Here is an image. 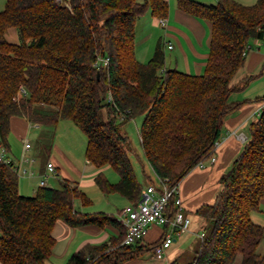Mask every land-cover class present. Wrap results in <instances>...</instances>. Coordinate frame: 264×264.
<instances>
[{
	"label": "trees",
	"instance_id": "1",
	"mask_svg": "<svg viewBox=\"0 0 264 264\" xmlns=\"http://www.w3.org/2000/svg\"><path fill=\"white\" fill-rule=\"evenodd\" d=\"M179 8L212 25L209 57L201 76L166 69L160 44L148 63L137 59V21L148 12L167 20V0H69V7L57 0H5L0 10L2 145L10 149L13 117H24L48 130L43 146L48 150L60 121H72L87 139V160L99 169L95 177L99 189L136 205L144 186L131 163L130 142L122 128L142 118L140 140L153 173L159 180L179 184L210 158L221 139L224 117L235 108L230 102L238 90L233 80L251 43L264 40V0L254 5L237 0L210 5L179 0ZM11 28L18 30V45L6 40ZM100 58L109 59L107 67L96 66ZM259 101L264 102V97ZM107 166L119 175L118 183H111L102 172ZM220 183L222 191L215 203L198 211L212 228L192 264H233L238 255L243 256L241 264H264L260 250L264 227L252 220L264 200V108ZM18 186L15 164L0 161L2 264H49L56 244L53 230L59 221L72 228L121 230L114 252H108V244L87 246L67 264H124L138 259L141 247L122 245L126 231L117 217L76 209L77 199L84 204L89 200L72 182L40 187L32 197L21 195Z\"/></svg>",
	"mask_w": 264,
	"mask_h": 264
},
{
	"label": "crops",
	"instance_id": "2",
	"mask_svg": "<svg viewBox=\"0 0 264 264\" xmlns=\"http://www.w3.org/2000/svg\"><path fill=\"white\" fill-rule=\"evenodd\" d=\"M192 1L207 5L216 4L214 0ZM216 1L218 2V0ZM237 1L246 5L244 0ZM167 2L169 4V17L166 20V25H162L160 19L153 17L151 12L137 21V59L142 63L140 58L146 56V60L149 62L160 44L165 50L166 69H176L190 75L201 76L205 71L209 57L212 25L208 21L193 17L181 10L179 0H167ZM5 37L10 44L18 45L20 43L16 28L9 29ZM258 42L259 40H255L253 43L259 45ZM252 49L247 54L243 68L233 80V85L238 90L232 94L230 102L235 104V108L224 117L221 132L222 143L217 150L216 163L213 165L211 163L206 164L205 169H193L179 183L182 209L184 214L191 219L190 232L176 236L173 245L166 251L165 258L158 260L154 256L153 245L166 232V227L153 225L149 228L146 237L136 244L141 247L138 252V259L124 264H173L175 262L182 264V258L185 254H190L189 261L191 260V262L189 264H192L198 257L203 240L212 228V223L199 216L198 211L204 205L215 203L222 191L220 183L222 176L230 170L234 161L243 151L250 138L251 125L258 121L264 108V102L259 101L264 95L257 96L244 93L250 85L255 84L254 80L258 76V72L264 69V51ZM63 121L65 120L60 121L48 150L43 149L47 143L48 130L39 125L31 124L24 117L11 119L10 149L7 157L15 164L16 169L27 170L29 168L34 170L35 164L38 163L36 158L40 157L42 152L45 153L46 157L41 162V168L38 171L40 180L37 184L33 185L32 181L28 180L34 177L36 174L34 171H28V169L29 176L16 173L19 178L20 194L26 197L35 195V192L41 187L40 183L47 172V165L51 162L55 166L56 174L48 178V185L50 179H58L59 184L63 180H68L77 186L89 200V203L84 204L81 199H77L75 207L78 211L84 214L106 213L117 217L118 213L130 203L119 194L107 195L99 189L95 182L99 169L86 158L87 139L86 141L83 140L76 130L69 125L63 126L64 130H60ZM59 133L69 138L70 144H72L69 145L70 147L66 148L60 145L58 136L61 137V135ZM33 138L34 140L31 141ZM27 143L30 144V149H26ZM40 150L41 153H39ZM105 168L102 169V172ZM117 180L113 182L118 183L119 180ZM88 187L93 195L86 190ZM95 200L99 206H95ZM252 220L256 225L264 227V200L261 202L260 210L252 214ZM53 236L56 239V244L51 259L67 264L74 253L87 246L108 244V252H114L119 248L117 242H120L121 230L116 226L72 228L59 221L54 227ZM260 250L264 253V244ZM149 256L153 260H150ZM242 260L243 256L238 255L233 264H241ZM0 264L2 263L0 262Z\"/></svg>",
	"mask_w": 264,
	"mask_h": 264
},
{
	"label": "built area",
	"instance_id": "3",
	"mask_svg": "<svg viewBox=\"0 0 264 264\" xmlns=\"http://www.w3.org/2000/svg\"><path fill=\"white\" fill-rule=\"evenodd\" d=\"M58 3L69 7V0H57ZM162 25H166V20L160 19ZM108 58H100L96 66L107 67ZM24 91V90H23ZM112 99L111 97L109 98ZM262 113V111H261ZM222 143V139L215 142L211 156L208 159L212 165L216 163L217 150ZM26 149H30V144H26ZM8 151L0 141V161L10 164L11 160L7 157ZM197 168L205 169V161L200 162ZM18 175H28L27 170L16 169ZM56 174L53 163H48L47 172L44 174L40 183L41 187H47L48 178ZM168 179L160 180V186L150 184L142 192L141 200L136 205H128L118 213V221L125 228L126 235L123 246H132L142 241L153 225L166 227V232L153 247L156 259L163 260L166 251L173 245L174 238L188 233L191 228V219L187 217L182 209V199L179 196V184L171 185ZM173 205V207H172Z\"/></svg>",
	"mask_w": 264,
	"mask_h": 264
},
{
	"label": "rangeland",
	"instance_id": "4",
	"mask_svg": "<svg viewBox=\"0 0 264 264\" xmlns=\"http://www.w3.org/2000/svg\"><path fill=\"white\" fill-rule=\"evenodd\" d=\"M214 1H215V3H217L216 0H214ZM255 2H256V0H244V3L246 5L252 4ZM4 6H5V0H0V10H3ZM20 41L21 40L19 37V42ZM253 42L251 43V46L253 47L252 50L261 49L262 51H264V40H259V42H258L259 45H256ZM140 59H141L142 63H148V60H146L147 59L146 56H142ZM257 75L258 76L254 80L255 84L250 85V87L246 91H244L245 94L251 93L252 95H257V96L258 95H261V96L264 95V69H261ZM142 123H143L142 118L137 119V120H132L131 122H128L127 124H125L123 126L122 132H123V134H126V136L129 139L130 147H131V152L129 153V157H130L131 163L133 165V168L135 170V173L137 175V178L140 181V183L144 186L143 190H145L147 188V186H149L151 183H154L156 186L159 187L160 186V180H159V178L154 176V173H153L150 165L148 164L146 157L144 155V152H143V148H142V144H141V140H140V130L142 127ZM63 124L61 125L62 127H60V130H64V127L66 125H69V126H71V128L76 130L77 134L79 136H81V138H83V140L86 141V137L84 136V134L74 125V123L72 121H69V120L66 121L65 120V121H63ZM59 135H61V137L58 136V138H60V145L61 146H65L67 148V147H70L72 145V144H70V140L68 137H64L62 135V133H59ZM34 138L31 139V141H33ZM41 152L42 151L40 150L39 153H41ZM73 152L74 151L72 150V153ZM36 159H37L38 163L35 164V167L33 168L34 170L29 169V168H28L29 170L27 169L28 171H34L36 173L34 175V177L28 179V180L32 181L33 185L37 184L38 181L40 180V175H39L38 171H40L41 164H42L41 162L44 159H46L45 153L42 152L40 154V157H37ZM216 159H217V157H216ZM208 163H209L208 160L205 161V164H208ZM195 168H197V166ZM104 174L111 183H115L113 181H116L117 179L119 180V175L109 166H107L105 168ZM147 175L150 176L151 180L147 181ZM47 184H48V182H47ZM58 186H59L58 179H56V180L50 179L49 185L47 187L55 188ZM86 190L89 193H91V195H93L89 187L86 188ZM35 194H36V192H35ZM95 206H99V204H98V202H96V200H95ZM189 256H190V254H185L183 256L182 264H189L191 262V260L189 261ZM149 259L153 260V258L151 256H149ZM64 263H66V262H59V261H55L54 259L49 260V264H64Z\"/></svg>",
	"mask_w": 264,
	"mask_h": 264
}]
</instances>
